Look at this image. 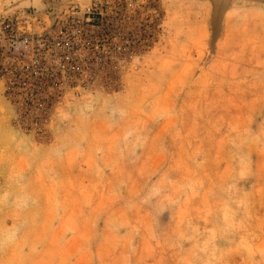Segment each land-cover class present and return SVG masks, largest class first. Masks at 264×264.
I'll use <instances>...</instances> for the list:
<instances>
[{
  "label": "rangeland",
  "instance_id": "rangeland-1",
  "mask_svg": "<svg viewBox=\"0 0 264 264\" xmlns=\"http://www.w3.org/2000/svg\"><path fill=\"white\" fill-rule=\"evenodd\" d=\"M31 1L0 0V264H264V0Z\"/></svg>",
  "mask_w": 264,
  "mask_h": 264
},
{
  "label": "trees",
  "instance_id": "trees-1",
  "mask_svg": "<svg viewBox=\"0 0 264 264\" xmlns=\"http://www.w3.org/2000/svg\"><path fill=\"white\" fill-rule=\"evenodd\" d=\"M99 11H97L98 13ZM96 13V12H95ZM93 13L91 23L98 22L100 16ZM89 16V15H86ZM110 17V16H108ZM107 18V17H106ZM103 30H98V36L104 37V34L102 33ZM112 62L110 59L108 60V64ZM110 65V64H109ZM108 65V66H109ZM112 67H109L105 73H103V76H105L109 81V83H112L116 77L114 71L111 70ZM82 70V69H81ZM81 70H78L76 73L68 72L67 73V79L69 80V83L66 86L59 87V84L57 83H37L35 86L30 88L28 90L29 95L26 97V100L23 102H20L19 109H25V110H34L35 115L33 117H26L23 114L21 116H24L21 121L23 123L27 122L26 128L31 129L32 125H35V130L40 135L43 132V129L40 127L39 123H41L45 118H47V115L50 113L51 108L53 105L58 101V99L65 95L68 88L75 86L78 79L81 78L83 75H87L86 81L90 82L93 81L95 77L98 76L99 71H93V72H81ZM63 73L61 71H51L47 76H45V79L48 80H54V79H62Z\"/></svg>",
  "mask_w": 264,
  "mask_h": 264
},
{
  "label": "crops",
  "instance_id": "crops-1",
  "mask_svg": "<svg viewBox=\"0 0 264 264\" xmlns=\"http://www.w3.org/2000/svg\"><path fill=\"white\" fill-rule=\"evenodd\" d=\"M31 2L37 3V5H38V4H40L41 0H32Z\"/></svg>",
  "mask_w": 264,
  "mask_h": 264
}]
</instances>
